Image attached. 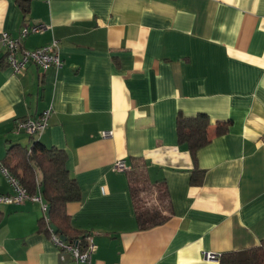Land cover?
Returning a JSON list of instances; mask_svg holds the SVG:
<instances>
[{
	"label": "crops",
	"instance_id": "crops-1",
	"mask_svg": "<svg viewBox=\"0 0 264 264\" xmlns=\"http://www.w3.org/2000/svg\"><path fill=\"white\" fill-rule=\"evenodd\" d=\"M36 23L50 29L23 47L56 38L62 64L15 73L0 50L1 195L13 192L1 169L8 147L39 140L67 153L81 193L67 213L95 243L91 264H219L224 252L260 245L264 0H30L25 15L0 0V33ZM47 110L40 135L14 132ZM200 113L211 140L193 156L177 120ZM218 123L227 130L216 136ZM119 159L128 171L114 169ZM147 208L166 219L139 227ZM0 212V264H74L38 232L40 203H0Z\"/></svg>",
	"mask_w": 264,
	"mask_h": 264
},
{
	"label": "trees",
	"instance_id": "trees-1",
	"mask_svg": "<svg viewBox=\"0 0 264 264\" xmlns=\"http://www.w3.org/2000/svg\"><path fill=\"white\" fill-rule=\"evenodd\" d=\"M17 2L25 15L30 0H17ZM209 126V118L204 113L194 117L179 116L177 120L179 142L188 144L194 156L199 148L210 142ZM226 130L227 124L218 123L215 127V135H220ZM7 157L8 161L1 166L18 180L28 194L33 195L39 191L47 205L46 216L43 215L38 221V232L50 238L52 233L49 225L53 224L59 236L65 238L68 243L78 242L80 250L83 251L87 245L86 238L90 234L73 228L67 213V204L76 202L81 197L75 179L66 168L67 153L63 149L33 140L29 147L19 144L10 145L7 149ZM195 179L196 176L193 180ZM2 217L3 214L0 212V222ZM165 219L166 217H162L156 209L147 208L137 212V222L141 228L155 226ZM219 264H264V240L253 248L222 253L219 256Z\"/></svg>",
	"mask_w": 264,
	"mask_h": 264
},
{
	"label": "built area",
	"instance_id": "built-area-1",
	"mask_svg": "<svg viewBox=\"0 0 264 264\" xmlns=\"http://www.w3.org/2000/svg\"><path fill=\"white\" fill-rule=\"evenodd\" d=\"M46 29H50L49 25L44 23L36 24H25L19 29L17 36H13L6 31L0 33V50L3 49L5 53V59L8 67L15 72H24L30 63L37 65L42 70H46L51 66L58 67L62 64L60 54H59V40L53 38L50 43L44 44L42 46L36 47L34 49H27L23 47V40L32 33L42 32ZM50 111H44L36 117H27L25 119L17 120L14 127V132L19 133L21 131L35 136L40 135L45 127L47 126V121L49 118ZM111 131L103 132V137L110 136ZM114 169L117 171L126 172L129 170V166L124 160H117L113 165ZM2 172L8 177V180L13 188L12 194H0V203L5 204H21L26 200L38 202L42 206L44 216L47 213V205L42 199L41 193L30 195L21 186L16 178L11 176L8 170L1 166ZM51 237L49 238L52 244L60 251H65L70 253L73 257L74 264H91V254L95 249V243L93 242L91 236L86 238L87 245L83 251L80 250L79 244L76 245L68 243L57 233H54L52 229ZM217 255L214 253L206 252L204 253L205 259H214Z\"/></svg>",
	"mask_w": 264,
	"mask_h": 264
},
{
	"label": "water",
	"instance_id": "water-1",
	"mask_svg": "<svg viewBox=\"0 0 264 264\" xmlns=\"http://www.w3.org/2000/svg\"><path fill=\"white\" fill-rule=\"evenodd\" d=\"M50 228L52 229V231L54 232V233H57V229H56V227L53 225V224H50ZM63 238V237H62ZM64 240H66L65 238H63ZM76 245H78V242L76 243Z\"/></svg>",
	"mask_w": 264,
	"mask_h": 264
}]
</instances>
